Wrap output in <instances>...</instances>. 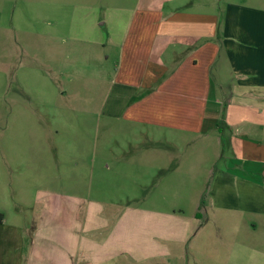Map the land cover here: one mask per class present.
<instances>
[{"label": "rangeland", "instance_id": "obj_1", "mask_svg": "<svg viewBox=\"0 0 264 264\" xmlns=\"http://www.w3.org/2000/svg\"><path fill=\"white\" fill-rule=\"evenodd\" d=\"M138 2L0 0V213L32 228L58 195L99 199L110 213L158 209L191 222V233L150 262L264 264V219L254 216L253 229L212 202L215 171L232 155L226 134L127 122L104 108L118 65L112 39Z\"/></svg>", "mask_w": 264, "mask_h": 264}, {"label": "crops", "instance_id": "obj_2", "mask_svg": "<svg viewBox=\"0 0 264 264\" xmlns=\"http://www.w3.org/2000/svg\"><path fill=\"white\" fill-rule=\"evenodd\" d=\"M138 3L112 39L118 65L104 108L127 122L226 134L232 155L215 171L212 202L255 229L253 217L264 219V0ZM44 201L32 228L3 216L0 264H154L191 233V222L158 209Z\"/></svg>", "mask_w": 264, "mask_h": 264}, {"label": "trees", "instance_id": "obj_3", "mask_svg": "<svg viewBox=\"0 0 264 264\" xmlns=\"http://www.w3.org/2000/svg\"><path fill=\"white\" fill-rule=\"evenodd\" d=\"M3 220V213H0V222Z\"/></svg>", "mask_w": 264, "mask_h": 264}]
</instances>
